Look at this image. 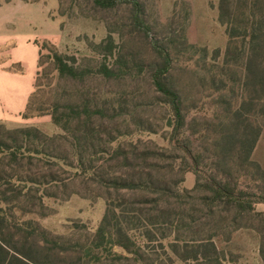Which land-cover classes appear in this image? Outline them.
<instances>
[{"label":"trees","instance_id":"trees-1","mask_svg":"<svg viewBox=\"0 0 264 264\" xmlns=\"http://www.w3.org/2000/svg\"><path fill=\"white\" fill-rule=\"evenodd\" d=\"M90 1L101 9L119 2ZM209 5L228 39L223 56L204 48L201 62V49L187 40L171 38L170 47L150 44L158 62L148 70L165 110V145L153 149L112 131L124 111L110 113L90 99L55 104L51 113L38 115H51L55 125L71 130L73 140L33 127L5 132L0 122V264H235L230 245L245 233L258 242L255 253L264 264V212L257 210L264 206V167L252 158L264 131V0ZM138 26L147 41L150 30ZM37 45L40 57L51 50L60 76L84 77L53 45ZM98 48L105 53L96 74L105 81L145 71L134 57L115 56L111 35ZM184 52L192 66L179 70H189L195 80L189 95L172 75ZM35 88L24 119L35 117L40 85ZM96 145L103 147L98 159L90 153ZM188 176L194 177L190 189L184 187ZM78 178L109 194L98 228L82 243L53 236L40 223L47 216L45 200L57 198L55 191ZM133 194L141 199H130ZM157 241L167 259L147 249Z\"/></svg>","mask_w":264,"mask_h":264},{"label":"rangeland","instance_id":"rangeland-1","mask_svg":"<svg viewBox=\"0 0 264 264\" xmlns=\"http://www.w3.org/2000/svg\"><path fill=\"white\" fill-rule=\"evenodd\" d=\"M210 1L119 0L114 8L101 9L90 0H0L1 34H33L39 38L41 46L45 42L50 43L67 59L69 65L84 73V77L77 81L60 76L50 57L51 50L44 49L39 60L41 67L38 66L35 78V86L40 85L31 111L35 117L24 119L22 115L18 120L1 122L4 131L33 127L49 137L66 136L73 140L71 130L65 131L55 125L53 117L46 113H51L55 104H76L90 99L110 113L124 111L122 117L116 118V125L110 126L112 131L128 134L127 139L139 138L153 149L165 145L164 139L168 138L162 121L165 110L158 105L159 95L152 87L148 70L158 62L150 44L157 42L170 47L168 43L171 38L178 43L187 40L201 49V62L204 48L210 52L220 50L223 56L228 39L225 29L218 23L216 9L209 5ZM131 2L138 5V11ZM138 22L150 30L147 41L138 33L141 29ZM109 35L115 41V56L134 57L135 63L144 67L143 73H133V76L120 82L105 81L96 74L97 68L104 62L105 53L98 47ZM7 50H1L2 60ZM188 56L187 52L182 54L179 63L174 64L178 70L172 73L176 80L181 81L178 83L184 87L186 95L193 91L195 83L189 70L180 71L191 65L187 61ZM114 61L110 58L107 64L112 66ZM41 111L46 113L38 116ZM106 137L109 135L106 134ZM97 146L90 150L94 159L100 158L96 152L103 148ZM66 148L71 162L74 159L72 150ZM252 158L264 167V131ZM69 177L72 176H66L67 179ZM193 179L188 176L184 187L192 188ZM65 184L66 188L54 190L57 198L45 200L47 216L40 223L53 236L82 243L96 231L105 214L108 190L83 182L82 178L69 179ZM109 193L112 197L118 196L113 190ZM120 194L127 195V192ZM149 197L152 199L154 196ZM129 198L140 200L141 196L133 194ZM257 210L264 212V206H257ZM169 237L170 240L174 239V235ZM184 237H189L188 233ZM236 237L230 245L235 264H259L255 253L258 242L254 241L252 234H238ZM147 249L167 259L164 254L166 250L160 247L158 241Z\"/></svg>","mask_w":264,"mask_h":264},{"label":"crops","instance_id":"crops-1","mask_svg":"<svg viewBox=\"0 0 264 264\" xmlns=\"http://www.w3.org/2000/svg\"><path fill=\"white\" fill-rule=\"evenodd\" d=\"M38 39L28 33H0V122L18 120L26 111L35 91L40 60ZM3 48L8 50L2 60Z\"/></svg>","mask_w":264,"mask_h":264}]
</instances>
